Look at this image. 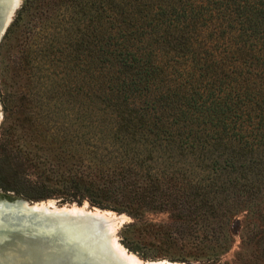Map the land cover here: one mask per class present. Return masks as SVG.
<instances>
[{
	"label": "trees",
	"instance_id": "16d2710c",
	"mask_svg": "<svg viewBox=\"0 0 264 264\" xmlns=\"http://www.w3.org/2000/svg\"><path fill=\"white\" fill-rule=\"evenodd\" d=\"M38 1L23 0L0 54ZM75 3L86 21L88 105H102L89 109L99 118L87 125L96 138L66 146V155L53 154L59 162L35 172L13 169L5 145L0 188L29 200L59 198L125 213L133 220L121 227L123 245L142 258L165 256L146 254L127 236L157 202L161 179L150 174L153 159L164 167L166 155L179 167L223 175L235 191L258 196L264 186V0ZM164 234L151 244H174Z\"/></svg>",
	"mask_w": 264,
	"mask_h": 264
},
{
	"label": "rangeland",
	"instance_id": "374dc122",
	"mask_svg": "<svg viewBox=\"0 0 264 264\" xmlns=\"http://www.w3.org/2000/svg\"><path fill=\"white\" fill-rule=\"evenodd\" d=\"M83 16L75 0H39L25 12L0 54V152L5 145L11 151L13 169L35 172L51 167L48 162H59L54 153L66 155V146L96 138L87 125L98 124L99 118L89 109L98 112L102 105H88L86 96ZM46 95L52 99L49 103ZM45 154L49 158H38ZM160 159L164 167L154 159L150 162L155 165L151 176L161 179L153 194L157 202L135 219L127 236L146 254L165 256L134 254L173 264H264V257L258 256L264 252V186L258 196L235 191L223 184V175L179 167L166 155ZM131 180L136 187L141 184L139 175ZM86 203L81 206L90 208ZM102 211L117 218L114 235L127 250L120 230L133 219ZM164 233L175 238L174 244H151Z\"/></svg>",
	"mask_w": 264,
	"mask_h": 264
},
{
	"label": "water",
	"instance_id": "95a60500",
	"mask_svg": "<svg viewBox=\"0 0 264 264\" xmlns=\"http://www.w3.org/2000/svg\"><path fill=\"white\" fill-rule=\"evenodd\" d=\"M21 4L0 0V43ZM47 201L0 188V264H128L114 251L98 207L74 211L81 205Z\"/></svg>",
	"mask_w": 264,
	"mask_h": 264
},
{
	"label": "bare ground",
	"instance_id": "6f19581e",
	"mask_svg": "<svg viewBox=\"0 0 264 264\" xmlns=\"http://www.w3.org/2000/svg\"><path fill=\"white\" fill-rule=\"evenodd\" d=\"M48 204H54L52 202L47 201ZM42 205L44 204L43 202L41 203ZM85 208L84 207H76L73 206L72 210L74 211H83ZM95 211L96 214L102 216L105 218L107 228L110 232V243L114 249V251L123 257L125 259L126 263L128 264H173L164 260H142L138 256H136L134 253L129 252L126 250L117 240L116 236L114 235V232L116 231V217H112L111 215H106L102 210H93ZM117 216V215H116ZM118 217V216H117Z\"/></svg>",
	"mask_w": 264,
	"mask_h": 264
}]
</instances>
